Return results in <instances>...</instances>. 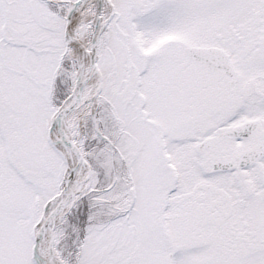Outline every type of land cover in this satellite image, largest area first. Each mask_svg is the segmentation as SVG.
<instances>
[{"label": "snow or ice", "instance_id": "obj_1", "mask_svg": "<svg viewBox=\"0 0 264 264\" xmlns=\"http://www.w3.org/2000/svg\"><path fill=\"white\" fill-rule=\"evenodd\" d=\"M0 264H264V0H0Z\"/></svg>", "mask_w": 264, "mask_h": 264}]
</instances>
